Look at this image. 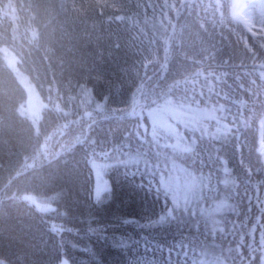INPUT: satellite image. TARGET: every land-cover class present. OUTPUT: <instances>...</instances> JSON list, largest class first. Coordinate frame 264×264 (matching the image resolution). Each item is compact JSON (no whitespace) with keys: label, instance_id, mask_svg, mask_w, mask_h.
<instances>
[{"label":"trees","instance_id":"trees-1","mask_svg":"<svg viewBox=\"0 0 264 264\" xmlns=\"http://www.w3.org/2000/svg\"><path fill=\"white\" fill-rule=\"evenodd\" d=\"M234 6L0 0V49L42 102L35 128L0 51V264H264V10L259 0L247 29ZM202 106L220 118L182 128L189 149L148 133L149 115L199 123L184 109ZM120 152L160 154L159 171L185 167L188 197L156 187L152 165L113 164L95 200L89 159ZM219 198L224 210H208Z\"/></svg>","mask_w":264,"mask_h":264},{"label":"rangeland","instance_id":"rangeland-1","mask_svg":"<svg viewBox=\"0 0 264 264\" xmlns=\"http://www.w3.org/2000/svg\"><path fill=\"white\" fill-rule=\"evenodd\" d=\"M264 4V0H263ZM240 7V13L239 15L241 17L244 16L245 13V6L242 5V2L238 4ZM2 53L3 60L7 67L12 71L16 81L20 84L22 89L24 90L25 97L22 105L19 108L20 113H22L24 116H27L32 123L34 124L35 128L38 127V120L41 114V108H42V102L39 97V94L33 84V82L29 79L28 75L25 74L22 70V68L18 64V59L16 54L11 48L8 47H1L0 49ZM173 107H175L177 110L176 104H171ZM184 106V105H181ZM187 106H184L186 108ZM199 108H203V112L206 113V118L208 119H216L219 120L220 115L216 111V109L212 106H202ZM191 112H195L194 108H189ZM199 113V110L197 111ZM160 113H156V119L159 120ZM163 119L167 118L169 120V126H171L173 129L176 130L175 135L178 136V138L175 137V140L177 141V146H185L183 150L189 149L190 145L184 142H181L180 135L184 136V130L179 127L175 120L178 119V115L175 113V111H166L163 113L162 116ZM219 122V121H218ZM220 124V123H219ZM180 135H178V134ZM165 139L162 140V144L166 146ZM169 149L173 150L174 152L179 150H174L170 145H167ZM121 153V152H120ZM123 156L110 159V160H97L93 157L89 159V164L91 166V171L93 175V186L91 195L95 200H102V197L104 194H106V191L110 188V182L109 178L106 175V172L110 165L113 164H132L134 166L146 168L148 165H152L153 167L149 169V172L152 174H157V177L159 178L157 180V183L159 185H163L166 187L167 190H169L172 200L176 202H181L184 199H186L188 196L186 192L183 190L182 182L183 180H188L190 177L185 174L184 172H180L179 170L171 169L168 173H165L163 170L159 171L156 169V167L162 163L163 161L160 160V154L157 155L153 160L148 159L146 156H138L135 154H128L125 155L121 153ZM171 159V158H170ZM168 159H166L167 161ZM169 161V160H168ZM165 162V161H164ZM134 163V164H133ZM174 170V171H173ZM21 198L27 200L28 202L32 203L36 208L42 210L46 209H52L54 207L53 202L49 199V197H40L33 194H24L20 196ZM216 203H214L211 208L208 210L215 211L216 207L219 206L220 209L224 210L225 208V201L224 199H216Z\"/></svg>","mask_w":264,"mask_h":264}]
</instances>
